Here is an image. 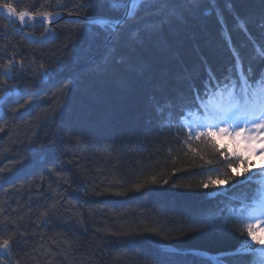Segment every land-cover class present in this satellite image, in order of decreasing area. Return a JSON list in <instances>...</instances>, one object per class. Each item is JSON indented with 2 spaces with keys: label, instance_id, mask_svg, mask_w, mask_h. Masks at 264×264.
<instances>
[{
  "label": "trees",
  "instance_id": "1",
  "mask_svg": "<svg viewBox=\"0 0 264 264\" xmlns=\"http://www.w3.org/2000/svg\"><path fill=\"white\" fill-rule=\"evenodd\" d=\"M154 1L141 8V23L159 19L167 12L162 4L174 2ZM5 2L33 15H120L107 0L91 7L87 0ZM12 25L0 14V95L4 83L13 91L0 116V240L11 238L0 264H215L217 252L238 247L235 221L204 227V218L250 200L259 176L202 187L209 176L230 172L205 139L187 137L174 112L195 104L193 87L209 74L233 79L232 49L244 70L264 67V0H198L137 52L134 66L92 67L104 34L86 53L84 21L56 22L48 42ZM25 33L43 36L46 28L36 24ZM129 47L122 41L118 53ZM23 66L28 70L17 76ZM157 102L169 105L163 115ZM249 167L260 165L252 157ZM200 250L213 254L202 259Z\"/></svg>",
  "mask_w": 264,
  "mask_h": 264
},
{
  "label": "snow or ice",
  "instance_id": "2",
  "mask_svg": "<svg viewBox=\"0 0 264 264\" xmlns=\"http://www.w3.org/2000/svg\"><path fill=\"white\" fill-rule=\"evenodd\" d=\"M104 2L105 0H87V5L91 7L93 4ZM212 2L215 3V0ZM107 3L113 12L120 15L93 18L86 12L82 17L85 27L81 31L86 53L92 50L95 38L100 33L104 34L103 50L99 59L91 58L92 67L95 68L113 61L134 66L138 59L137 52L148 47L159 36L165 25L182 21L198 6V0H174L171 4L163 3L162 8L167 9L165 15L160 16L159 19L141 23L139 13L141 8L152 7L150 0H107ZM79 7H85V3H79ZM0 8L8 13L9 18H18L21 24L26 23V18L27 21H33L39 17H42L45 23H49L52 16L48 12H37L33 15L31 11H18L8 2L0 4ZM160 11V8H155L152 14L158 15ZM133 24L138 26L127 36H123L124 29ZM122 41L130 46L129 51L123 55L118 53ZM259 49L261 56L264 57V45H260ZM232 52L235 59L232 75L240 73L239 90L234 91L237 88L235 79L225 77L222 81L214 74H209L204 82L203 91L193 87L195 104L183 105L181 111L187 110L188 115L195 117L188 125L191 132L195 133V139L197 141L205 139L223 158L230 172V175L226 174L224 178L209 176L202 187H222L229 185L230 182L232 186H237L251 181L254 176L260 177L256 181L259 187L255 190L256 194L252 196L250 202L242 201L238 209L231 206L218 207L214 213L204 218V227L216 225L217 221H220L223 226H227L230 221L238 224L236 231L241 238L240 244L234 250L220 253L216 257L215 264H264V163L259 168L249 167L253 156L259 155L264 159V75L256 79L246 76L240 71L241 57L238 51L232 49ZM118 55L119 59L116 58ZM253 84L256 86L253 87ZM197 106L203 111V116L192 111ZM166 107L169 105L157 102L159 114L163 115ZM13 111L16 110L13 109ZM168 116L171 117L172 112H169ZM180 119L183 120L184 117L181 116ZM221 124L224 126H219ZM189 138L191 139V134ZM223 138L231 142V148L228 144L222 143ZM192 151L196 150L192 149ZM207 163L212 164L213 161L209 160ZM240 168L243 171H239ZM240 177H243V181L238 179ZM135 187L139 189L141 185ZM226 212L227 215H225ZM10 245L11 238L0 240V250H3V253L8 251ZM245 253L250 254L252 258L249 259L248 256L243 255ZM196 254L192 253V255ZM232 256L239 257V260H229L228 257Z\"/></svg>",
  "mask_w": 264,
  "mask_h": 264
},
{
  "label": "bare ground",
  "instance_id": "3",
  "mask_svg": "<svg viewBox=\"0 0 264 264\" xmlns=\"http://www.w3.org/2000/svg\"><path fill=\"white\" fill-rule=\"evenodd\" d=\"M150 3H151V5H152V4H155V1H154V0H150ZM208 13H210L209 10L205 11V14H208ZM254 69L257 70V67H255ZM27 70H28V67H27V66H26V67H25V66L20 67V70H19L17 76H21V75H23ZM226 72H227V70H224L222 73L224 74V73H226ZM4 77H5L6 79H8V80H9V78H11V76H9V75H4ZM207 78H208V76H206L205 79L199 81L197 87H195V88H196V89H199V90H201V91H203V89H201V88L198 87V86H200V85L203 86V85H204V82L207 80ZM202 82H203V83H202ZM1 91H2V94L0 95V116L3 117V116H4V108H5V104H4L5 102L3 101V99H4V98H7V97H9V96H11V95L13 94V91H12V89H11V87H10V85H9L8 83H4V85L2 86ZM193 94H194V93H193ZM168 112H169V111H168ZM186 112H187V110H186V111H183V112L180 110V112L178 113V111H177V109H176V111L174 112V114L176 115V117H177L178 120H179L180 117H181V116H184ZM177 113H178V114H177ZM174 114H173V115H174ZM199 252H201L200 257H201L202 259H207L209 255H212V254H213L212 252H207V251H203V250H200ZM192 253H194V252H192ZM202 253H205V254H202ZM220 253H221V252H217L218 255H219ZM215 255H216V254H215ZM218 255H216V257H217Z\"/></svg>",
  "mask_w": 264,
  "mask_h": 264
},
{
  "label": "water",
  "instance_id": "4",
  "mask_svg": "<svg viewBox=\"0 0 264 264\" xmlns=\"http://www.w3.org/2000/svg\"><path fill=\"white\" fill-rule=\"evenodd\" d=\"M3 9L0 8V11H2ZM14 20L15 22L19 25V27L22 29L21 25H20V22L18 21V19L16 17H14ZM61 20H72V21H83L82 17H75V16H61L55 20H50L49 23H45L41 18H37L36 20H33L32 22H37V23H40V24H43V25H46L48 27H51L53 24H55L56 22L58 21H61ZM51 31V30H50ZM51 33H53L51 31ZM39 39V42H44V41H48L46 39H41V38H38Z\"/></svg>",
  "mask_w": 264,
  "mask_h": 264
},
{
  "label": "rangeland",
  "instance_id": "5",
  "mask_svg": "<svg viewBox=\"0 0 264 264\" xmlns=\"http://www.w3.org/2000/svg\"><path fill=\"white\" fill-rule=\"evenodd\" d=\"M4 12V16L8 19V20H11L12 18H9V16H8V13L6 12V11H3ZM26 22H27V18H26ZM25 24V23H24ZM23 24V25H24ZM45 36H47V35H45ZM203 114V113H202ZM203 116V115H202ZM199 130H203V129H199ZM227 138H223L222 140H226ZM257 157H258V159L259 160H262V158L259 156V155H256Z\"/></svg>",
  "mask_w": 264,
  "mask_h": 264
}]
</instances>
